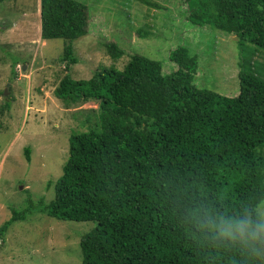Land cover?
I'll use <instances>...</instances> for the list:
<instances>
[{"label":"trees","instance_id":"obj_1","mask_svg":"<svg viewBox=\"0 0 264 264\" xmlns=\"http://www.w3.org/2000/svg\"><path fill=\"white\" fill-rule=\"evenodd\" d=\"M185 2L190 22L208 35H235L234 96L197 87L198 57L182 44L168 53L175 70L135 53L122 68L101 66L74 79L72 44L87 33L86 6L40 0L41 39H65L58 59L66 72L54 95L67 106L94 100L96 122L69 134L53 199L13 209L0 238L39 211L95 221L79 239L82 264H250L240 247L209 243L181 213L198 205L256 209L264 200V0ZM106 48L115 59L123 53L116 42ZM24 153L29 161L28 146Z\"/></svg>","mask_w":264,"mask_h":264},{"label":"rangeland","instance_id":"obj_2","mask_svg":"<svg viewBox=\"0 0 264 264\" xmlns=\"http://www.w3.org/2000/svg\"><path fill=\"white\" fill-rule=\"evenodd\" d=\"M79 1L87 10V33L72 44L77 61L69 73L74 79L89 78L101 66L122 68L135 53L159 60L164 72L175 70L168 53L182 44L198 57L197 87L229 97L238 91L235 35L219 30L208 35L206 26L188 19L185 0ZM39 2H0V225L13 209L53 199L69 134L96 122L91 114L97 107L94 100L67 106L54 95L66 72L58 59L65 39H41ZM110 42L123 49L116 59L106 48ZM94 226L92 220H61L28 211L0 238V264H82L79 239Z\"/></svg>","mask_w":264,"mask_h":264},{"label":"clouds","instance_id":"obj_3","mask_svg":"<svg viewBox=\"0 0 264 264\" xmlns=\"http://www.w3.org/2000/svg\"><path fill=\"white\" fill-rule=\"evenodd\" d=\"M182 221L195 228L209 243L238 246L249 256L250 264H264V205L253 209L241 204L230 213L215 206L185 208Z\"/></svg>","mask_w":264,"mask_h":264},{"label":"water","instance_id":"obj_4","mask_svg":"<svg viewBox=\"0 0 264 264\" xmlns=\"http://www.w3.org/2000/svg\"><path fill=\"white\" fill-rule=\"evenodd\" d=\"M4 92H6V89H4Z\"/></svg>","mask_w":264,"mask_h":264}]
</instances>
